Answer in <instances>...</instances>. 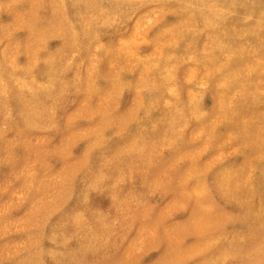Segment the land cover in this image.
Here are the masks:
<instances>
[{
	"label": "rangeland",
	"instance_id": "1",
	"mask_svg": "<svg viewBox=\"0 0 264 264\" xmlns=\"http://www.w3.org/2000/svg\"><path fill=\"white\" fill-rule=\"evenodd\" d=\"M0 264H264V0H0Z\"/></svg>",
	"mask_w": 264,
	"mask_h": 264
}]
</instances>
